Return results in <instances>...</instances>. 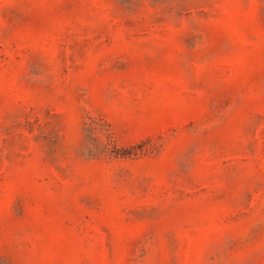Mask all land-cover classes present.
I'll use <instances>...</instances> for the list:
<instances>
[{
    "label": "rangeland",
    "instance_id": "obj_1",
    "mask_svg": "<svg viewBox=\"0 0 264 264\" xmlns=\"http://www.w3.org/2000/svg\"><path fill=\"white\" fill-rule=\"evenodd\" d=\"M0 264H264V0H0Z\"/></svg>",
    "mask_w": 264,
    "mask_h": 264
}]
</instances>
